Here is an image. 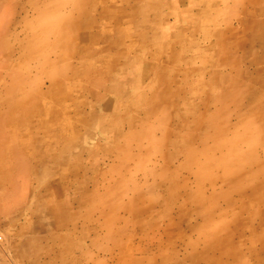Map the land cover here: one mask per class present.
Instances as JSON below:
<instances>
[{"label": "rangeland", "instance_id": "1", "mask_svg": "<svg viewBox=\"0 0 264 264\" xmlns=\"http://www.w3.org/2000/svg\"><path fill=\"white\" fill-rule=\"evenodd\" d=\"M58 3L15 0L8 9L0 72L5 264H264V3L156 19L164 5L137 2L135 18L120 19L124 39L135 36L113 69L100 71L77 102L73 92L61 100L74 118L69 138L43 148L44 131H35L40 139L22 151L18 124L46 115L17 111L6 72L24 62L36 74L29 29L45 13V23L74 13L73 3ZM46 8L54 11L40 14ZM127 9L121 0L118 11ZM70 63L80 66L75 56ZM123 170L139 175L142 193L131 195V184L116 189Z\"/></svg>", "mask_w": 264, "mask_h": 264}, {"label": "bare ground", "instance_id": "2", "mask_svg": "<svg viewBox=\"0 0 264 264\" xmlns=\"http://www.w3.org/2000/svg\"><path fill=\"white\" fill-rule=\"evenodd\" d=\"M48 1L49 5H53V0ZM104 1L107 0H93L92 3L88 5L90 12L84 17L81 11L84 4L81 3V1L55 0V3L59 2L58 5L65 2H69L70 4L73 3V11L77 14V19L71 18L70 14L64 12L61 15L58 14V17L54 18L53 23H45L46 17L43 15L41 19L29 29L32 33V40L26 46V51L29 56L28 61L32 63V68L35 69L36 74L31 77L29 73L30 66L26 65L24 62H21L18 67L6 73L11 76L9 77V81H11L12 88L15 87L19 92V95L16 94L15 96L18 97L17 100L21 109L17 111L20 112L22 116L26 113H31L34 116V113L37 111H45L44 113L46 116L42 121L41 119L40 121H35L32 116L33 119L29 120L28 124L25 122L18 124H21L19 127L24 131L23 136L18 142L19 149L22 151L28 150L35 142L33 139V132L27 130L28 126H31L32 121L33 124L36 122V125H41L46 130L44 131V138L42 137L43 143L50 142L53 144L65 139L69 131L68 128L71 124V119H69L68 113L65 107H63V102L61 100L64 99L65 102L70 91L79 93L81 84L89 81L88 75L90 72H93L92 74H98V72L102 71L104 68H108L113 60L110 63L108 58L104 57H106L110 51H114V53L117 54L119 50H117L116 47L124 44V35L118 22L117 12L112 10L111 5L104 7L102 5ZM79 2L81 3V7L77 10L75 7L79 5ZM97 7L106 13V18L99 20L97 23H92L90 15L92 10ZM53 11V9L46 8L42 10L40 14ZM108 13H110V18H107ZM112 14L115 16L114 19L111 18ZM92 26L98 29L97 34L93 38L78 41L76 34L80 33L83 36L87 28H91ZM106 35L114 37V40H112L111 37L110 44L102 46L104 52L94 57L93 60L87 61V59L84 58L85 55L92 58L93 55L90 50L95 45L103 42L102 38H105ZM93 51L95 54V50ZM73 56L79 59L80 68H72V65H70V59ZM77 69L81 70L79 76L74 74ZM70 71L71 76H69ZM43 79H47L50 82L47 91L42 92L32 89L33 86L31 85L38 84ZM250 110V114L262 113L260 107ZM53 123H55V125L51 126ZM51 128L57 129L51 133L53 135L48 132ZM254 143L260 145V143ZM52 147L53 146L50 148ZM43 148L45 147L43 146ZM22 151L20 152L21 154ZM22 162L24 163V161ZM226 162L225 160L224 163ZM233 181L239 182L236 176H233ZM235 188L237 191L241 190L240 185Z\"/></svg>", "mask_w": 264, "mask_h": 264}, {"label": "crops", "instance_id": "3", "mask_svg": "<svg viewBox=\"0 0 264 264\" xmlns=\"http://www.w3.org/2000/svg\"><path fill=\"white\" fill-rule=\"evenodd\" d=\"M79 1H81V3H83L85 5V6L83 5L81 8V11L83 12L84 17H85L90 12V8L88 5L91 4L93 0H79ZM141 1L142 0H128V9H127L128 11L127 12L118 11V4H119V2H121V0H107V1H104L102 3V5L104 7H108L110 5L112 6V10L113 11L115 10V12H117L118 22H119L120 27H121V25L123 26L124 24L121 23L120 19L121 18L122 19L127 18L128 20L134 19L135 18L134 9H135L136 3L141 2ZM13 2H15V0H0V5H2V6H0L1 7V10H0V72L1 73H3L2 71H4L5 68H7V59H6V54H5L6 53L5 52L6 51L5 42H6L7 35H8L7 34L8 26H9V23L11 20L8 9ZM81 3L79 2V7H81ZM146 3H148L152 8H155L157 6H162V5H164V7H166L167 11L159 12L158 15L155 17L156 19H163V18L175 19L176 15L174 12H176V11H187V12H189V11H193L194 9L195 10L197 9V11L200 13H203V11L207 12L208 10H213V9L216 10L217 12H228V10L237 11V8L234 7L235 4L238 5L240 3H243V4H247V5H256V4H263L264 0H146ZM130 4H132V7L130 6ZM10 10H11V8L9 9V11ZM245 10H247V8H245ZM262 10L263 9H260L259 11L262 13ZM263 12H264V10H263ZM62 13H64V12L59 13V15H61ZM49 14L50 13H45L44 15L45 16L47 15L46 18H48ZM68 14H70L71 18L77 19L76 13L70 12ZM109 15H110V13L107 14V18H110ZM124 15L127 17H125ZM90 16H91L92 23H97L99 20L106 18V13H104L100 8L97 7V8L92 10ZM255 16H256V14L254 13L253 18H252V16H250V17L241 16V19H246L247 21H252V20H255V18H256ZM257 16H260V18L263 19V14L257 15ZM111 18L114 19L115 16L112 14ZM40 19H41V17H40ZM133 28L135 30L134 22H133ZM95 29H96V31H95L94 35L89 34V31L91 33V31H93ZM121 29L123 32L124 28L121 27ZM97 32H98V29L94 26H92L91 28L90 27L87 28L85 34H83L82 40L93 38L97 34ZM78 34H80V33H78ZM134 36H135L134 33L127 35L126 40L124 39L125 42L127 41V45L125 46V42H124L123 45L116 47V49L119 50L117 54H115L114 51H110L108 55H110V53H112V55H110L111 57L110 56L108 57V55L106 57H104V58H108L110 63L113 60L111 65L106 69H110V70L113 69L114 62L117 60L118 56L120 57V55L122 53H124V51L127 48L130 47V44H132V39L134 40ZM109 37H112V36L106 35L105 38H102L103 42H100V44L95 45L94 46L95 48L93 47L94 49L92 48L90 50V51H92L93 57H96V56H98L104 52V48H102V46H106V45L110 44L111 41H110ZM112 40H114V37H112ZM93 50H95V52H96L95 54H94ZM90 60H93V59H87V61H90ZM70 65H72V68H80V66L75 67L74 64H71V63H70ZM76 71L74 74L79 76V74H81V71L78 73H76ZM92 73L93 72H90V74L88 75L89 81L81 84V90L79 91V93H75L73 91H70L69 94H71L73 92L72 95L73 94L76 95L75 96V102H77V100H79L80 95L83 92V89L85 88V86L92 84L94 82L96 83V80H98V79H96L97 74L94 73L95 77H94V81H93V79L91 77ZM69 76H71V71L69 72ZM68 116H69V119H71V124L69 125V128H68L69 131H68V134L64 140H67L69 138V136H68L69 133L74 130V127L72 125L74 118H73V116H70V115H68ZM41 121H42V117H41ZM53 125H55V123H53L51 126H53ZM19 129L23 132L22 128H19ZM29 130L31 132H35V131H39V130L46 131L41 125H35V126L31 127ZM56 130H57L56 128H51L48 130V132H49V134H51L53 131H56ZM63 132H65V131H63ZM38 133L39 132H37L36 134H33L34 140L38 139V138H36L37 136L40 139V136ZM51 135H53V134H51ZM21 137H22V135L20 136V138ZM16 140L20 141L19 137ZM64 140H62V141H64ZM60 142H58V143H60ZM58 143L51 144L50 142L49 143L44 142L43 145L45 146V148H50L51 146H53L52 148H55ZM121 164H123V163H118L117 166L118 165L120 166ZM129 167H132V166H129ZM134 173L135 172H131V170H125V171L123 170V172H120V174L118 175V179L114 183L115 186L118 185L116 187V189L122 190L126 184H131L132 185L131 188L134 189V191L131 192V195H133L134 193H136V194L142 193L144 191L143 184L138 183L140 181V180H138L139 175L136 176V178H135V175H133ZM141 176L147 177L146 175H141ZM117 194L122 195L124 193L119 191V192H117ZM233 241H236V240H233ZM233 241H232V243H233ZM238 241L239 240H237L236 242H238ZM0 264H5V261H3V258L1 255H0Z\"/></svg>", "mask_w": 264, "mask_h": 264}]
</instances>
